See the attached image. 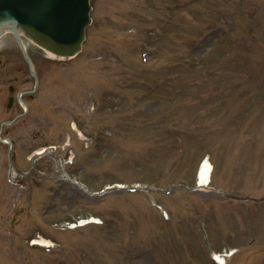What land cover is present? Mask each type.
<instances>
[{"label": "rangeland", "instance_id": "obj_1", "mask_svg": "<svg viewBox=\"0 0 264 264\" xmlns=\"http://www.w3.org/2000/svg\"><path fill=\"white\" fill-rule=\"evenodd\" d=\"M91 6L74 58L51 57L22 37L40 85L28 114L4 134L23 170L33 150H55L37 162L46 175L37 170L13 186L1 178L0 143V264H217L211 253L229 248L227 264H264V202L181 188L92 195L61 174L63 163L90 192L194 187L207 157L214 188L263 197L264 0ZM10 37L0 38V123L22 111L1 99L8 86L33 87ZM149 39L157 40L155 54L142 46ZM92 215L99 222L69 228ZM37 233L53 247L31 246Z\"/></svg>", "mask_w": 264, "mask_h": 264}, {"label": "water", "instance_id": "obj_2", "mask_svg": "<svg viewBox=\"0 0 264 264\" xmlns=\"http://www.w3.org/2000/svg\"><path fill=\"white\" fill-rule=\"evenodd\" d=\"M88 0H0V34L18 28L41 46L63 56L80 47L89 22Z\"/></svg>", "mask_w": 264, "mask_h": 264}, {"label": "bare ground", "instance_id": "obj_3", "mask_svg": "<svg viewBox=\"0 0 264 264\" xmlns=\"http://www.w3.org/2000/svg\"><path fill=\"white\" fill-rule=\"evenodd\" d=\"M209 176H210V166H209L208 161L206 160L201 165L200 174H199V178H200L202 184H204L206 182V180L208 179Z\"/></svg>", "mask_w": 264, "mask_h": 264}]
</instances>
